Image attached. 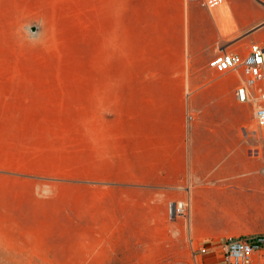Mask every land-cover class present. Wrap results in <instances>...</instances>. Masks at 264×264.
<instances>
[{
	"label": "rangeland",
	"instance_id": "374dc122",
	"mask_svg": "<svg viewBox=\"0 0 264 264\" xmlns=\"http://www.w3.org/2000/svg\"><path fill=\"white\" fill-rule=\"evenodd\" d=\"M171 5L0 0V264H195L197 249L110 248L104 234L131 176L137 100L186 51ZM214 11L236 30L227 2Z\"/></svg>",
	"mask_w": 264,
	"mask_h": 264
},
{
	"label": "crops",
	"instance_id": "0c3cea01",
	"mask_svg": "<svg viewBox=\"0 0 264 264\" xmlns=\"http://www.w3.org/2000/svg\"><path fill=\"white\" fill-rule=\"evenodd\" d=\"M199 1L172 0L186 51L137 100L134 157L125 163L131 176L117 206L105 210L107 247L206 248L212 260L225 240L264 234V134L244 130L253 112L234 98L240 79L208 67L220 52L244 54L239 45L264 48V6L225 0L236 26L230 32L224 12Z\"/></svg>",
	"mask_w": 264,
	"mask_h": 264
},
{
	"label": "built area",
	"instance_id": "2783aa9c",
	"mask_svg": "<svg viewBox=\"0 0 264 264\" xmlns=\"http://www.w3.org/2000/svg\"><path fill=\"white\" fill-rule=\"evenodd\" d=\"M224 3L225 0L200 1L201 6L208 11L217 10ZM208 67L219 75L232 73L240 79L241 83L234 92V98L238 104L251 107L253 121L259 128L264 127V48L252 44L244 54L220 52L209 61ZM244 130L250 134L258 133L249 126ZM250 152L254 156H258L259 153L257 149ZM260 155L264 158V145ZM181 207L179 205L176 211L178 212ZM219 252V260L214 264H264V234L229 238L222 244ZM207 254L206 248L193 251L194 263L198 264V257Z\"/></svg>",
	"mask_w": 264,
	"mask_h": 264
}]
</instances>
